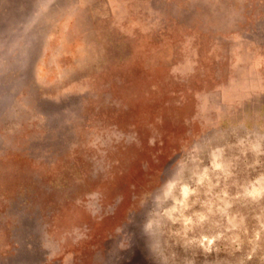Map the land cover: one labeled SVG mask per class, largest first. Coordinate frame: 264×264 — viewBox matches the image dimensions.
<instances>
[{
  "label": "rangeland",
  "instance_id": "obj_1",
  "mask_svg": "<svg viewBox=\"0 0 264 264\" xmlns=\"http://www.w3.org/2000/svg\"><path fill=\"white\" fill-rule=\"evenodd\" d=\"M0 264H264V0H0Z\"/></svg>",
  "mask_w": 264,
  "mask_h": 264
}]
</instances>
